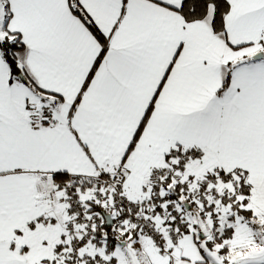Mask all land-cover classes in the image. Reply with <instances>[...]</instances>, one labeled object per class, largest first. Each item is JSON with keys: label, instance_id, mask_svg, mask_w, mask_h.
Listing matches in <instances>:
<instances>
[{"label": "snow or ice", "instance_id": "snow-or-ice-1", "mask_svg": "<svg viewBox=\"0 0 264 264\" xmlns=\"http://www.w3.org/2000/svg\"><path fill=\"white\" fill-rule=\"evenodd\" d=\"M0 264H264V0H0Z\"/></svg>", "mask_w": 264, "mask_h": 264}]
</instances>
